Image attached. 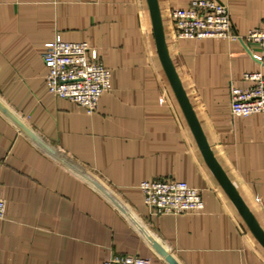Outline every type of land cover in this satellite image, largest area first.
Instances as JSON below:
<instances>
[{
	"label": "crops",
	"instance_id": "1",
	"mask_svg": "<svg viewBox=\"0 0 264 264\" xmlns=\"http://www.w3.org/2000/svg\"><path fill=\"white\" fill-rule=\"evenodd\" d=\"M234 30L264 24V0H219ZM158 0L171 59L210 148L264 230V113L235 117L230 86L261 71L262 49L176 39ZM57 35L99 50L112 88L90 115L49 92L45 45ZM0 102L46 145L96 176L178 264H264V248L207 166L159 59L147 0H0ZM174 179L204 210L155 214L140 184ZM0 264H104L114 254L170 264L106 196L0 110Z\"/></svg>",
	"mask_w": 264,
	"mask_h": 264
},
{
	"label": "built area",
	"instance_id": "2",
	"mask_svg": "<svg viewBox=\"0 0 264 264\" xmlns=\"http://www.w3.org/2000/svg\"><path fill=\"white\" fill-rule=\"evenodd\" d=\"M176 39L219 38L258 45L264 53V24L239 35L233 27L229 9L219 0H191L184 9L170 13ZM259 62L263 56L253 54ZM43 62L48 69L49 92L83 107L92 115L97 112L102 95L112 88L111 71L100 52L86 42H70L57 35L45 45ZM250 85L230 86L231 113L248 117L264 113V74L261 71L243 75ZM141 190L145 204L155 214H193L204 210L201 191L185 181L156 179L143 181ZM6 202L0 198V220L5 219ZM104 264H152L148 257L114 254Z\"/></svg>",
	"mask_w": 264,
	"mask_h": 264
},
{
	"label": "water",
	"instance_id": "3",
	"mask_svg": "<svg viewBox=\"0 0 264 264\" xmlns=\"http://www.w3.org/2000/svg\"><path fill=\"white\" fill-rule=\"evenodd\" d=\"M149 13L151 17L152 29L154 40L156 44L157 53L161 61L162 67L165 71V74L168 78L170 86L178 100V103L183 111V114L187 120V123L195 137V140L199 146V149L204 157V160L211 170L212 174L228 195L233 205L237 209L238 213L246 223L248 229L257 239V241L264 248V230L259 225L252 211L249 209L247 204L244 202L240 193L237 191L225 171L222 169L221 165L214 156L210 145L206 139V136L203 132V129L199 123V120L195 114V111L191 105L189 97L185 91V88L181 82V79L178 75V72L175 68V65L171 59L166 35L164 31L163 20L159 8L158 0H147ZM0 110L7 115L12 121H14L20 128H22L27 135L44 151L49 155L63 163L81 178L89 182L93 187H95L99 192L106 196L110 201H112L127 217L136 228L143 234L145 239L150 243V245L162 255L170 264H178L175 259L164 249V247L159 244L148 231L141 225L138 219L133 215V213L118 199V197L112 193L96 176L92 173L81 168L79 165L74 163L69 158L58 153L38 137H36L29 129H27L3 104L0 102Z\"/></svg>",
	"mask_w": 264,
	"mask_h": 264
}]
</instances>
